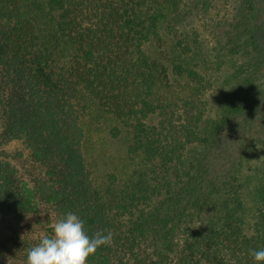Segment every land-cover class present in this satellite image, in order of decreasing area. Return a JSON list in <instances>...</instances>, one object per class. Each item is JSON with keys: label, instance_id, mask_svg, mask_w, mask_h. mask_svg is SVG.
Returning <instances> with one entry per match:
<instances>
[{"label": "trees", "instance_id": "16d2710c", "mask_svg": "<svg viewBox=\"0 0 264 264\" xmlns=\"http://www.w3.org/2000/svg\"><path fill=\"white\" fill-rule=\"evenodd\" d=\"M234 1L242 10L224 35L229 88L206 122V86L192 64L204 48L180 26L175 0H0V98L11 107L0 139L35 132V119L49 130L40 202L79 215L89 235L111 232L96 251L104 264H255L250 250L264 248V175L245 168V154L264 148V107L254 108L264 49L257 0ZM14 91L31 115L22 125ZM122 140L116 163L107 148ZM33 201L0 162V227L34 214ZM40 239H0V264H27Z\"/></svg>", "mask_w": 264, "mask_h": 264}, {"label": "rangeland", "instance_id": "374dc122", "mask_svg": "<svg viewBox=\"0 0 264 264\" xmlns=\"http://www.w3.org/2000/svg\"><path fill=\"white\" fill-rule=\"evenodd\" d=\"M175 1L184 14V20L180 26L190 33H197L199 43L204 48V55L203 53L201 54L199 50L196 51V55L193 56L194 61L192 64L197 66L196 69L204 78L207 94L206 99L208 102L206 122H210L221 114L223 109L221 108L222 102L229 88V86L225 84L230 70L223 56L225 53L224 48L226 47L224 35L226 32H230L232 30V25L236 23V18L242 10L241 1ZM253 23L256 27V35L264 49V0L256 1V14ZM259 82L262 84V92L264 94V73ZM14 94L17 95L15 98L17 107H14L13 110H17V114L23 117V120L19 118V120H21L20 125H22V122L24 124L26 119L31 120V115L25 113L23 101L17 91H14ZM1 99L3 98H0V136H2L3 131L6 129L7 116L5 115V117H3V113L6 109H11V107L5 104V102H2ZM263 107L264 96L259 103L254 105L255 109H261ZM255 112V110H252L251 115L249 113H244L242 115L245 124L255 117ZM33 124L37 126V129L34 130L35 132H32V129L29 128V135L25 134L21 138L11 142H5V140L0 139V162L11 164L14 167L25 192L31 195L32 200H37V202L33 201L31 205V207L34 208V214L30 217L24 220L12 218L7 225L0 227V239L20 236L30 238H42L47 235L51 236L55 223L66 213L52 203L40 202L42 200H48V194L45 192V186L47 184L43 181L44 168L41 158L46 155L43 151L44 141L46 138H50L51 133L39 123L37 119L33 121ZM245 131V129L237 130L234 132V135L242 137ZM103 139L105 140L103 133L94 135L92 140L94 141V146L100 145ZM96 142L98 143L96 144ZM123 142V140L119 143L116 142L115 146L109 145L107 148L108 154H112L109 156V159H113L116 163L122 160L119 158L122 157L120 151L123 150ZM226 144L229 148H234V144L230 138H228ZM99 151L102 150L99 149ZM245 155H248V157L253 156L251 162L245 164L247 173L256 178L264 175V148H252ZM99 161L100 164H103V161ZM101 168L103 169V167ZM159 200L160 199H155L154 201L157 202ZM36 203H38V208ZM87 264H104L103 258L95 253L89 257Z\"/></svg>", "mask_w": 264, "mask_h": 264}, {"label": "clouds", "instance_id": "9594fccd", "mask_svg": "<svg viewBox=\"0 0 264 264\" xmlns=\"http://www.w3.org/2000/svg\"><path fill=\"white\" fill-rule=\"evenodd\" d=\"M111 241V232L89 235L85 221L68 211L55 223L51 236L42 237L27 251V264H87L89 257ZM249 255L255 264H264V248L252 249Z\"/></svg>", "mask_w": 264, "mask_h": 264}]
</instances>
